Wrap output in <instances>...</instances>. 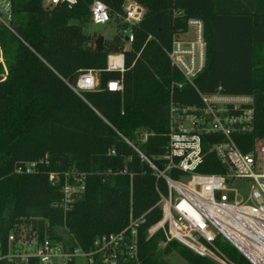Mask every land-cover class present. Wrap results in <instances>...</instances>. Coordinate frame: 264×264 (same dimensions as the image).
Listing matches in <instances>:
<instances>
[{"label": "trees", "instance_id": "obj_1", "mask_svg": "<svg viewBox=\"0 0 264 264\" xmlns=\"http://www.w3.org/2000/svg\"><path fill=\"white\" fill-rule=\"evenodd\" d=\"M10 1L11 18L0 22V264H38L5 257L16 225L39 239L90 250L97 236L123 229L131 210L134 216L147 212L139 233L142 264H169L163 256L172 251L187 264H216L177 241L160 247L161 231L147 233L162 217L157 187L166 192V184L149 161L163 167L171 103L198 102L192 86L173 87L182 76L167 50L190 20L201 21L206 61L195 86L205 94L221 87L252 95V143L264 135V0H134L145 12L130 27L123 21L126 0H100L117 23L102 51L95 49L99 35L86 31L95 0ZM119 51L125 54L123 90L110 91L107 82L120 73L105 70L107 57ZM85 69L101 71L100 87L76 93L70 85ZM216 165L210 152L198 170L219 172ZM53 172L59 174L55 183L49 179ZM66 173L85 179L65 213L54 204L63 197ZM69 182L82 184L73 176ZM217 243L232 260L250 264L229 243Z\"/></svg>", "mask_w": 264, "mask_h": 264}, {"label": "built area", "instance_id": "obj_2", "mask_svg": "<svg viewBox=\"0 0 264 264\" xmlns=\"http://www.w3.org/2000/svg\"><path fill=\"white\" fill-rule=\"evenodd\" d=\"M76 2L44 0L45 5ZM123 8V21L129 27L142 20L145 9L138 2L126 0ZM90 12L94 24H105L111 19L109 8L100 0L92 3ZM11 13V1L0 0V22L7 23ZM189 25L196 27L194 38L175 35L167 54L182 76L181 81L173 82V87L192 86L198 102L171 103L168 144L160 156L163 167L149 161L155 176L165 181L166 192L157 187L160 198L156 206H160L162 217L147 229L148 237L161 231L163 244L177 241L216 264H239L222 250L219 239L232 245L250 264H264V135L252 143L247 139L256 129L255 100L250 94L223 92L221 87L205 94L195 86V79L205 66L206 43L201 21L190 20ZM133 40V33L126 30L125 41L130 44ZM105 70L120 73L118 79L107 82V90L122 91L124 52L110 53ZM100 72L82 70L71 88L76 93L98 89ZM210 152L216 156V167L221 170L200 172L198 169ZM65 176L63 197L54 205L66 213L76 194L84 189L85 177L71 173ZM71 176L82 184L69 182ZM58 178L59 174L54 172L49 177L52 183ZM146 213L134 216L131 210L123 229L97 236L90 250L48 236L39 239L35 232L21 234L23 226L16 225L10 232V251L5 257L19 262L34 258L38 264H142L139 233Z\"/></svg>", "mask_w": 264, "mask_h": 264}, {"label": "rangeland", "instance_id": "obj_3", "mask_svg": "<svg viewBox=\"0 0 264 264\" xmlns=\"http://www.w3.org/2000/svg\"><path fill=\"white\" fill-rule=\"evenodd\" d=\"M117 29L116 19L113 17L109 22L105 24H94L89 23L86 27V31L89 33H96L99 36L104 38H111ZM196 27L194 25H189L187 33L181 34L180 36L185 39H192L195 36ZM243 193V189L240 190ZM2 220L0 214V222ZM29 229L27 227H22L21 234H25ZM165 244L161 243L160 247H164ZM163 259L166 260L169 264H187V261L176 251L169 252L163 256ZM82 261V260H81Z\"/></svg>", "mask_w": 264, "mask_h": 264}, {"label": "water", "instance_id": "obj_4", "mask_svg": "<svg viewBox=\"0 0 264 264\" xmlns=\"http://www.w3.org/2000/svg\"><path fill=\"white\" fill-rule=\"evenodd\" d=\"M103 40H104V37L103 36H98L96 41H95V49L97 51H102L103 50ZM5 80V76L3 74H0V81H3ZM76 81L73 83V85H75ZM152 255H154L152 253Z\"/></svg>", "mask_w": 264, "mask_h": 264}]
</instances>
